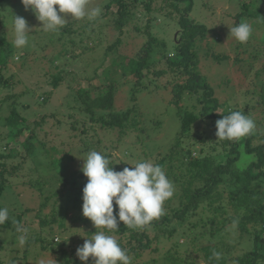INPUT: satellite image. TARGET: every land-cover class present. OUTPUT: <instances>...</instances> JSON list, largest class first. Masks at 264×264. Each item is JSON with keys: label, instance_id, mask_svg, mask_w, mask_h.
Listing matches in <instances>:
<instances>
[{"label": "rangeland", "instance_id": "rangeland-1", "mask_svg": "<svg viewBox=\"0 0 264 264\" xmlns=\"http://www.w3.org/2000/svg\"><path fill=\"white\" fill-rule=\"evenodd\" d=\"M240 1L242 0H193L190 16L205 23L210 33L208 43L210 48L202 46L197 51V67L200 73L206 76L214 96L220 103L218 110L238 109L251 117L256 125L253 132L256 136L252 143H261L264 146V103L252 92L253 85L257 86L260 80H264V0L257 20L251 17L242 20L253 26V33L246 43L236 41L230 32L235 26V18L228 15L240 10ZM107 2L108 0H89V8L102 9L100 16L91 20L87 18L71 20L66 16L68 23L57 33L46 32L34 13L30 9L25 10L21 0H6L2 3L0 27L3 32L0 28V37L5 34L12 44L13 16L25 18L31 29L29 44L23 49L13 47V53H17L20 59L13 60L9 55L10 62L21 64L30 59L31 62L26 66L23 64L22 69L12 67L9 62L3 69L6 74H10L12 70L20 74V81L17 80L19 77H15L11 87L0 89L2 93L0 95L12 91L18 94L15 107L26 120L21 124L10 125L3 118L0 119V151L4 154L3 161L6 162L8 170L12 165L18 166L17 170L5 173L9 186L0 197V206L6 207L15 218L20 215L19 227L28 229L29 238L41 237L47 242L43 249L39 241L33 242L28 249L26 244L21 245L19 242L21 233L17 232L18 226L2 227L0 264H63V262L85 264L78 259L76 253L71 254L70 251L73 248L76 252L77 247L82 246L85 239L94 234L89 231L93 223L71 221L70 218L82 212V208L76 209L71 202L74 192L83 194V188L87 183V178L81 170L87 154L91 151H97L102 155L109 153L110 156L107 158L110 166L117 172L125 167H134L132 165L137 162L150 160L157 163L159 158L167 153L179 131L180 115L175 105L168 102L172 96L171 74L144 75L140 80L144 88H138L133 94L131 90L135 89L134 77L129 72L125 73L119 63L124 55H134L137 47L143 42L141 34L143 30L140 29L145 27L144 19L138 20L136 13L131 15L128 25L123 26L120 32L113 24L114 8L104 14ZM139 9L137 12L140 13L142 8ZM66 26L70 30L63 32ZM150 30L162 37L170 50L173 49L178 32L175 21L153 15ZM118 36L121 42L107 50ZM208 51L227 55L228 58L218 61L212 54L210 56ZM59 72L65 76L64 82L53 89L50 79ZM109 80L115 85L114 109L121 111L132 107V117L138 122L135 127L127 128V133L119 137L116 128L101 125L95 119L96 116L91 119L82 100L72 97L70 93L78 86L75 85L79 84L95 96L99 88ZM68 82L71 85L70 90L65 86ZM7 102L10 103V100ZM191 103V100H188L182 101L181 104L183 107H190ZM7 106L8 104L0 109L1 116L8 115ZM99 112L96 111L97 114ZM217 120L199 118L190 131L183 135L182 140L184 144L190 146L193 155L199 154L202 146L201 153H209V146L218 141V138H212L216 133ZM19 127L22 129L16 134ZM30 130L35 135L32 142L29 141L30 145L26 142L25 151L21 147V142L27 138ZM198 134L206 137L203 145L195 140ZM239 142L243 144V138ZM220 150L221 147L216 145V149L212 151L216 165L222 163L227 156V153ZM254 159V155L242 152L232 167L241 169L249 160ZM173 163H177V160H173ZM167 178L175 185L174 196L164 204L165 213L171 215V208L179 206L176 195L181 191V185L173 180V174ZM263 185L264 183H260L258 186ZM236 187L237 184L223 180L219 191L228 199V195ZM46 197L48 198L45 202ZM41 202L46 204L39 208ZM219 203L225 210L216 215L213 219L215 221L228 217V214L240 212L239 209L232 208L231 203L226 200ZM50 213L54 215L55 220L49 222L52 216ZM45 218L46 224H40V220ZM188 220L189 226L195 221L197 225L187 229L186 223L171 216L168 224L165 222L161 225L162 229H166L167 225L176 230L181 236L176 241L182 245H176L172 239L161 236L157 242L158 261L162 259L160 254L167 249L177 251L182 259L189 261L194 259L196 264H207L202 253L207 249L212 250V247L213 249L217 247L224 253L228 250L229 243L233 245L231 255L251 247V234L243 233L239 236L234 223L220 229L215 222H211V212L205 207L201 209V206H198L190 213ZM215 227L219 230L210 235L208 230L211 232ZM248 227L251 231L254 226L249 223ZM195 232L201 235L195 238V245L206 246L196 253V258L195 252L184 245L185 238L191 239ZM55 237L62 241L58 242ZM238 240L241 243L239 245ZM65 251L68 253L67 262L64 258ZM262 253L264 254V250ZM74 260L76 262H73ZM142 261L158 264L151 262L148 255L144 254L131 259L132 264H139ZM162 261L163 264H170L165 259ZM86 264H93V261L89 258Z\"/></svg>", "mask_w": 264, "mask_h": 264}, {"label": "trees", "instance_id": "trees-1", "mask_svg": "<svg viewBox=\"0 0 264 264\" xmlns=\"http://www.w3.org/2000/svg\"><path fill=\"white\" fill-rule=\"evenodd\" d=\"M6 0H0V12L2 11V3ZM262 1V2H261ZM242 0L240 1V10L234 14L228 16L235 18V25L242 22L246 18L258 19L259 11L263 0ZM249 2V3H248ZM193 6V0H108L105 3L106 14L109 10H113L114 20L113 24L120 32L123 30V26L128 25L130 16L137 14L136 18L144 19L145 27L143 30V42L137 47L134 55H124L122 60L119 61L125 73H131L135 81V89L131 90L134 94L138 88L142 87L141 78L144 75L154 73L156 76H162L166 73L171 74V99L168 101L175 105L180 115V128L174 137V141L167 149V153L159 158V165L164 169L166 176L173 174V180L181 185V191L176 198H178L179 206L175 209L171 208V215L165 213L159 219L154 220L150 226L141 230L129 229L123 225V222H119L118 230L109 231L107 234L113 235L118 241L120 246L127 251L131 259L137 258L144 254L148 255V259L153 263L163 264L162 260L169 261L170 264H196L194 259L185 260L178 255V252L171 249H167L161 253V260L158 261V245L157 242L161 236H165L172 239L176 245H182V243L176 241L179 236L176 230L167 227L162 229V224L170 219V216L174 219H178L182 223L189 224V215L198 206L205 207L206 210L211 212V222H215L220 226V229L225 227L229 223L235 224V229L239 232V236L243 233L251 234V247L247 250H240V252L233 255L230 254V250L233 245L228 243V250L226 252H220L215 247L212 250H208L202 253V257L207 261V264H262L264 261V185L258 186L260 183H264V146L261 143L253 144L252 140L256 134L243 138L244 142L241 144L239 141L219 140L209 146L210 152L202 154L203 146L199 149V154L193 155L191 149L184 144L182 137L190 131V128L197 122L199 118H206L210 121L213 119L219 120L222 116L229 114L232 111H240L238 109L226 108L221 111L220 103L214 96L212 87L207 81L205 75L201 74L197 67V51L202 46L209 47L210 33L205 23H201L190 16V11ZM139 8H142L140 10ZM153 15L170 19L175 21L178 26V32L175 37L174 47L170 50L166 41L152 33L150 25ZM1 21V20H0ZM137 21V20H136ZM173 24V23H172ZM1 28V27H0ZM139 29V26L136 27ZM2 32L3 29L1 28ZM69 27L63 30L68 32ZM260 39V38H259ZM263 40V39H260ZM264 41V40H263ZM121 42L120 36L116 38L114 43L108 46L107 50H111ZM11 52V53H10ZM14 48L6 35L3 34L0 37V89L9 88L14 84V78L20 81V74H17L15 70H12L10 74H6L3 69L11 61L10 57L17 56V53H13ZM209 55L220 61L228 58L227 55H221L213 51H208ZM20 57V56H19ZM36 59V57H34ZM212 58V57H211ZM239 60L238 57H236ZM28 62H16L11 63L12 67L22 69V65H28ZM21 65V66H20ZM258 75V74H256ZM65 76L62 73H56L52 75L50 79V85L53 89L60 86L64 81ZM170 81V80H169ZM258 82V81H257ZM256 82V83H257ZM255 84V83H254ZM78 85V86H77ZM139 85V86H138ZM66 87L70 90V83L68 82ZM76 89L70 91L72 97L80 98L85 106V110L90 113V118L100 122L101 125L108 128H116L118 131L117 136L127 133V128L135 127L138 122L132 117L133 108H126L124 110L114 109V82L109 80L107 84H104L95 96L91 91L76 84ZM144 88V87H142ZM72 89V88H71ZM252 92L259 96L264 103V80H260L257 86L253 85ZM23 93V92H22ZM2 94V93H0ZM24 94V93H23ZM92 95V96H91ZM18 94L12 92L0 95V109L7 105L8 115L1 116L8 124L16 125L21 124L26 120V117L20 113L19 109L15 107ZM10 100V103L7 101ZM44 100V97H43ZM191 100L190 107H183L182 101L186 102ZM12 102V103H11ZM14 104V105H13ZM26 107L25 105H23ZM22 106V107H23ZM96 111H100L98 114ZM22 128L19 127L16 130V134L20 132ZM34 132L29 131L27 138L21 142V147L26 151L24 147H27V143L30 145L34 137ZM216 137V133L212 135V138ZM217 138V137H216ZM195 140L204 144L206 141L205 135L198 134ZM27 142V143H26ZM32 142V141H31ZM216 145L221 147L223 153H227L223 162L215 164L214 155L212 151L216 149ZM243 147V151H241ZM35 150V147H34ZM33 150V151H34ZM29 151H32L29 149ZM242 152L250 155H254V160L249 162L241 169L232 167V164L237 161ZM104 156H110L109 153H104ZM4 154L0 151V197L3 195L7 186L5 173H9L17 170V165H12L7 169L6 162L3 161ZM177 160V163H173V160ZM156 163V164H157ZM110 165V163H109ZM132 168V167H131ZM223 180H227L230 184H237V187L228 195L226 199L225 195L219 191V186L223 183ZM48 197L44 199L46 202ZM226 200L230 202L232 208L240 210L239 213L228 214V217H223L217 221L213 220L217 214H221L225 208L219 203ZM41 202L39 208L43 207ZM82 194L75 193L72 199V206L82 208ZM1 207V206H0ZM38 208V210H39ZM82 210V209H81ZM118 211V208L114 204V215ZM50 221H54V215L50 213ZM21 217L17 215L16 218L9 213V220L4 223L0 228H12L17 227L20 224ZM46 218L40 220V224H46ZM71 221L80 220L83 223H87L90 220L82 215V212L75 217L70 218ZM200 220V219H199ZM197 220V222H199ZM48 222V221H47ZM91 222V221H90ZM253 224V229L250 231L248 224ZM165 224H168L165 223ZM196 221L191 223V226H195ZM233 224V225H234ZM197 225V224H196ZM153 226V231H152ZM188 225L187 229H192ZM104 229H95L94 226L89 230L95 232ZM219 229L215 227V230H208V233L214 234ZM201 235L195 232L194 237L186 239L184 245L187 249L196 253L200 252V249L206 248L205 245L197 247L195 244V238ZM56 238V237H55ZM179 239V238H178ZM39 237L29 238L26 246H29L33 242L39 241L40 246L43 249L46 247L45 240ZM57 241V240H56ZM236 244V242H235ZM241 244L237 241V245ZM78 248V247H77ZM77 250V249H76ZM202 251V250H201ZM71 254L76 253L71 248ZM214 253H220L219 258L214 256ZM65 261H68V253H64ZM92 260V258L90 257ZM73 262H76L75 260ZM63 264H66L63 262ZM139 264H148L147 261H142Z\"/></svg>", "mask_w": 264, "mask_h": 264}, {"label": "clouds", "instance_id": "clouds-1", "mask_svg": "<svg viewBox=\"0 0 264 264\" xmlns=\"http://www.w3.org/2000/svg\"><path fill=\"white\" fill-rule=\"evenodd\" d=\"M25 10H31L41 22V27L57 33L71 20L95 19L100 16V7L89 8V0H21ZM56 6V7H54ZM63 14V15H61ZM14 40L12 46L23 49L29 44V28L25 18L13 16ZM231 35L239 43L249 41L253 26L241 22L233 26ZM16 60L20 57L17 55ZM216 137L219 140L240 141L255 130V121L242 111H232L216 121ZM82 173L87 183L82 194V215L88 218L95 229L76 250L81 262L92 258L93 264H132L131 257L109 231L118 230L119 222L129 229L141 230L165 214L164 204L175 193V185L164 169L150 160L135 163L114 171L109 159L97 151H91L83 160ZM114 204L118 211L114 215ZM9 220V211L0 207V226ZM21 233L19 242L28 241V229L17 227ZM3 233H0L2 238ZM70 237V236H69ZM68 237V238H69ZM86 237V236H81ZM67 238V239H68ZM58 242L62 241L56 238ZM219 258L220 253H214Z\"/></svg>", "mask_w": 264, "mask_h": 264}]
</instances>
